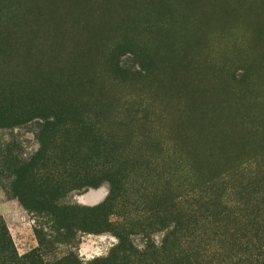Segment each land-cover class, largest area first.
<instances>
[{"label": "rangeland", "instance_id": "rangeland-1", "mask_svg": "<svg viewBox=\"0 0 264 264\" xmlns=\"http://www.w3.org/2000/svg\"><path fill=\"white\" fill-rule=\"evenodd\" d=\"M98 1L0 0V106L7 115H19L35 100L57 101L72 106V119L95 123L99 118L103 128L120 134L122 148L131 153L126 164L134 166L128 207L120 212L124 222L141 220L145 205L140 198L153 195L181 209L194 179L228 203L238 187L249 195L258 191L255 196L264 199V37L259 33L264 0ZM64 9L68 12L62 15ZM54 11L62 12L63 19ZM131 44L138 46V55L127 53L135 52ZM63 45L70 47L64 51ZM140 45L151 53V61ZM112 57L123 69L142 64L149 73L141 80L131 75L127 81L117 79ZM40 130L39 120L0 129V217L19 256L38 246L34 220L19 203L3 166L10 162L8 154L21 163L33 157L40 148ZM107 195L104 184L69 194L63 203L95 207ZM234 228L226 223L228 235ZM160 238L154 235L156 242ZM133 240L142 246L140 237ZM116 244L109 233L79 234L74 248L59 246L48 259L69 252L84 262L105 258Z\"/></svg>", "mask_w": 264, "mask_h": 264}, {"label": "trees", "instance_id": "trees-1", "mask_svg": "<svg viewBox=\"0 0 264 264\" xmlns=\"http://www.w3.org/2000/svg\"><path fill=\"white\" fill-rule=\"evenodd\" d=\"M133 46L135 52L127 53L136 56L138 46ZM140 46L151 61V53ZM111 62L114 76L122 81L130 75L141 80L149 73L142 64L131 71L115 57ZM44 102L32 101L19 115H7L0 106V129L41 122L40 148L33 157L21 163L8 154L10 162L3 166L19 203L34 220L38 246L19 256L0 217V264H264V199L255 196L258 191L249 195L245 187H238L229 204L215 196L210 185H198L193 178L195 182L187 185L189 200L181 209L153 195L140 198L145 205L141 220L124 222L120 212L128 207L134 166L126 164L131 153L122 148L121 135L103 128L99 118L95 123L89 118L72 119L71 105ZM104 184L108 195L95 207L63 203L69 194ZM227 222L235 227L230 235ZM104 233L117 240L105 258L84 262L69 252L48 259L59 246L74 248L79 234ZM155 234L161 237L157 242ZM134 237L142 239V246L135 244Z\"/></svg>", "mask_w": 264, "mask_h": 264}, {"label": "bare ground", "instance_id": "bare-ground-1", "mask_svg": "<svg viewBox=\"0 0 264 264\" xmlns=\"http://www.w3.org/2000/svg\"><path fill=\"white\" fill-rule=\"evenodd\" d=\"M99 1H100V0H99ZM99 1H98V2H99ZM208 1H210V0H208ZM212 1H213V2H212ZM212 1H211L212 3L215 2L214 0H212ZM227 1H228V0H227ZM235 1H236V0H234V2H235ZM261 1H262V0H261ZM93 2H94V1H93ZM102 2H103V0H102ZM106 2H107V1H106ZM106 2H105V3H106ZM246 2H247V1H246ZM90 3H91V2H90ZM215 3H217V1H216ZM215 3H214V4H215ZM230 3H231V1H230ZM243 3H244V2H243ZM96 4H97V3H96ZM96 4H95V5H96ZM99 4H100V3H99ZM204 4H205V2H204ZM204 4H203V6H204ZM214 4H213V5H214ZM231 4H232V3H231ZM91 5H92V4H91ZM104 5H105V4H104ZM192 5H193V4H192ZM196 5H197V4H196ZM200 5H201V4H200ZM210 5H211V4H210ZM210 5H209V6H210ZM213 5H212L211 8H213ZM228 5H230V4H228ZM97 6H98V4H97ZM108 6H109V5H108ZM209 6H208V7H209ZM238 6H239V5H238ZM93 7H94V5H93ZM95 7H96V6H95ZM101 7H102V6H101ZM109 7H110V6H109ZM224 7H225V6H224ZM244 7H245V6H244ZM214 8H215V7H214ZM233 8H234V7H233ZM247 8H248V7H247ZM101 9H102V8H101ZM201 9H203V8H201ZM241 9H242V8H241ZM66 10H67V9L62 10L63 14H62V12H61L60 14L65 15L64 11H66ZM91 10H93V8H91ZM107 10L110 11V9H108V8H107ZM107 10H106V11H107ZM204 10H206V9H204ZM262 10H263V9H262ZM262 10H261V11H262ZM60 11H61V10H60ZM94 11H95V10H94ZM104 11H105V10H104ZM106 11H105V12H106ZM218 11H219V9H218ZM241 11H242V10H241ZM241 11L238 10V12H241ZM257 11H258V10H257ZM55 12H57V11H54V12H53V15H54V16H55V14H54ZM67 12H68V10H67ZM88 12H89V11H88ZM96 12H97V11H96ZM96 12H95V13H96ZM99 12H101V11H99ZM203 12H204V11H203ZM203 12H202V14H203ZM212 12H214V11H212ZM251 12H252V11H251ZM51 13H52V11H51ZM57 13H58V12H57ZM92 13H93V11L91 12L90 15H92ZM205 13H206V12H205ZM58 14H59V13H58ZM58 14H57V15H58ZM60 14H59V15H60ZM70 14L72 15V13H70ZM88 14H89V13H88ZM216 14H218L217 11H216ZM51 15H52V14H51ZM59 15H58V16H59ZM62 15H60V17H61L60 20L63 19V18H62ZM97 15H99L98 12H97ZM97 15H96V17H97ZM204 15H205V14H204ZM214 15H215V14H214ZM221 15H222V14H221ZM221 15H220V16L217 15V16H219V17H223V16H224V15H223V16H221ZM48 16H49V15H48ZM54 16H53V19H54L55 17H58V16H55V17H54ZM68 16H69V13H68ZM68 16H67V19H69ZM74 16H75V15H74ZM74 16L72 15L73 18H74ZM76 16H77V15H76ZM76 16H75V18H76ZM93 16H94V15H92L91 17H93ZM200 16H201V15H200ZM207 16H208V15H207ZM209 16H210V15H209ZM245 16H246V15H245ZM255 16H256V15H255ZM263 16H264V15H263ZM70 17H71V16H70ZM72 17H71V18H72ZM82 17H83V16H82ZM84 17H85V16H84ZM86 17H87V15H86ZM88 17H89V16H88ZM91 17H90V18H91ZM96 17H94V18H96ZM98 17H99V16H98ZM98 17H97L96 19H98ZM48 18H49V17H48ZM51 18H52V17H51ZM65 18H66V16H65ZM65 18H64V19H65ZM71 18H70V19H71ZM75 18H74V19H75ZM78 18H79V15H78ZM80 18H81V17H80ZM217 18H218V17H217ZM243 18H244V17H243ZM49 19H50V18H49ZM55 19H56V18H55ZM85 19H87V18H85ZM91 19H93V18H91ZM210 19H211V17H210ZM60 20H59V21H60ZM65 20H66V19H65ZM75 20H79V19L76 18ZM80 20H81V19H80ZM94 20H95V19H94ZM247 20H248V19H247ZM254 20H255V19H254ZM49 21L52 22L51 19H50ZM54 21H55V20H54ZM56 21H58V20H56ZM69 21H70V23H71V22L74 23V20H73V21L69 20ZM83 21H87V22H88V20H83ZM90 21H91V20H89V22H90ZM60 22H61V21H60ZM63 22H64V21H63ZM77 22H78V21H75V23H77ZM244 22H245V21H244ZM247 22H248V21H247ZM253 22H254V21H253ZM65 23H66V22H65ZM65 23H64V24H65ZM67 23H68V20H67ZM73 23H72V24H73ZM257 23H258V22H257ZM48 24H49V22H48ZM51 24H52V23H51ZM51 24H50L49 26H51ZM59 24H62V22L59 23ZM64 24H63V25H64ZM68 24H69V23H68ZM79 24L82 25V22L79 23ZM79 24H78V25H79ZM90 24H93V23H90ZM94 24H96V22H95ZM262 24H263V31H260V30H259V33H260L261 35H263V37H264V21L262 22ZM56 25H57V23H56ZM63 25H62V26H63ZM83 25H85V23H83ZM250 25H251V24H250ZM254 25H255V24H254ZM75 26H76V24H75ZM79 26H80V25H79ZM91 26H92V25H91ZM53 27H54L53 29H55L56 27H58V25H57L56 27L53 25ZM70 27H71V25H69L68 28L71 29ZM73 27H74V26H73ZM84 27H85V26H84ZM97 27H98V25H97ZM51 28H52V27H51ZM60 28H61V26H60ZM60 28H59V29H60ZM81 28L83 29V27H81ZM81 28L79 27V29H78V27H77L78 30H80ZM61 29H63L62 31L64 32V31L66 30V27H65V29H64L63 27H62ZM73 29H74V28H73ZM91 29H92V28H91ZM93 29H94V28H93ZM51 30H52V29H51ZM57 30H58V29H57ZM78 30H77V31H78ZM88 30H89V29H88ZM247 30H248V29H247ZM66 31H67V30H66ZM71 31H72V29H71ZM83 31H84V29H83ZM83 31H82V32H83ZM52 32H56V31L53 30ZM58 32H59V31H58ZM58 32H57V33H58ZM63 32H62V33H63ZM67 32H69V30H68ZM82 32H81V33H82ZM87 32H88V31H87ZM90 32H91V31H90ZM64 33L66 34V32H64ZM72 33H74V32H72ZM72 33H71V34H72ZM83 33H84V32H83ZM250 33H251V31H250ZM250 33H249V34H250ZM59 34H61V33H59ZM65 34H64V35H65ZM75 34H76V33H75ZM85 34H86V33H85ZM91 34H92V33H91ZM67 35H70V34L67 33ZM72 35H74V34H72ZM72 35H71V36H72ZM77 35L81 36L78 32H77ZM59 36H60V35H59ZM61 36H62V34H61ZM61 36H60V40H61V39L63 40V38H62ZM65 36H66V35H65ZM86 36H87V34H86ZM63 37H64V36H63ZM75 37H76V36H75ZM81 37H82V36H81ZM68 38H69V37H68ZM77 38H78V37H77ZM82 38H83V37H82ZM65 39H66V37H65ZM69 39H70V38H69ZM71 39H72V37H71ZM71 39H70V40H71ZM84 39H85V37H84ZM58 40H59V39H58ZM62 40H61V41H62ZM72 40H73V39H72ZM72 40H71V41H72ZM75 40H76V39H75ZM75 40H74V41H75ZM250 40H251V39H250ZM66 41H68V39H67ZM66 41H63V42H66ZM76 41H77V40H76ZM87 41H88V40H87ZM248 41H249V40H248ZM72 42H73V41H72ZM84 42H85V41H84ZM66 43H68V42H66ZM78 43H79V42H78ZM254 43H256V42H254ZM60 44H62V43H60ZM71 44H72V43H71ZM71 44H70V41H69V45H71ZM73 44H74V43H73ZM81 44H82V40H81ZM81 44H80V45H81ZM76 45H77V43H76ZM76 45H75V46H76ZM85 45H86V44H84L83 48L85 47ZM66 46H68V45H66ZM66 46L63 45V46H61V47H64V48H65ZM71 46H72V45H71ZM73 46H74V45H73ZM75 46H74V47H75ZM68 47H70V46H68ZM68 47H67V49H68ZM77 47H78V45H77ZM77 47H76V48H77ZM59 48H60V45H59ZM64 48H62V50L66 51V48H65V49H64ZM87 48H88V47H87ZM87 48H86V49H87ZM57 49H58V48H57ZM72 49H73V47H72ZM72 49H71V51H72ZM74 50H75V49H74ZM81 50H83V49H81ZM88 50H89V49H88ZM262 50H263V49H262ZM57 51H58V50H57ZM64 51H63V52H64ZM68 51H69V50H68ZM77 51H78V48H77V50H76L75 52H77ZM69 52H70V51H69ZM79 52H80V51H79ZM81 52H82V51H81ZM70 54H71V53H70ZM70 54H69V56H68V55H67V56L70 57L69 59L71 60V56H72V55L70 56ZM72 54H73V53H72ZM77 54H78V52H77ZM77 54H76V55H77ZM88 54H89V53H88ZM79 55H80V54H79ZM86 55H87V54H86ZM74 56H75V55H74ZM74 56H73V58H74ZM81 56H82V55H81ZM81 56H80V57H81ZM83 56H84V55H83ZM68 57L66 58L67 60H68ZM80 57H79V58H80ZM77 58H78V56H77ZM79 58H78V59H79ZM75 59H76V58H75ZM81 59H82V58H81ZM85 59H86V58H85ZM85 59H84V61H85ZM87 59H88V58H87ZM77 61H79V60H77ZM80 61H82V60H80ZM84 61H83V62H84ZM68 62H69V60H68ZM87 62H88V60H87ZM87 62H85V63H87ZM73 63H74V64H73ZM76 64H77V63H76ZM76 64H75V62L72 61V65H71V66H73V65L76 66ZM78 64H79V62H78ZM87 64H88V63H87ZM84 65H85V64H84ZM73 67H74V66H73ZM74 68L76 69L77 67H74ZM78 68H79V67H78ZM81 68L84 70L83 67H80V70H81ZM76 70H77V69H76ZM85 70H86V69H85ZM176 72H177V71H176ZM192 79H193V78H192ZM181 80H182V79H181ZM174 83H176V82H174ZM190 86H191V85H190Z\"/></svg>", "mask_w": 264, "mask_h": 264}]
</instances>
